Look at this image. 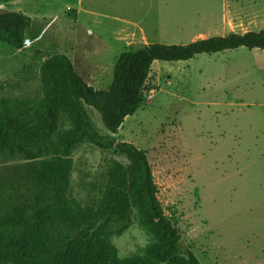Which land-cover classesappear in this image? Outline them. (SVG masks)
<instances>
[{"label": "rangeland", "instance_id": "1", "mask_svg": "<svg viewBox=\"0 0 264 264\" xmlns=\"http://www.w3.org/2000/svg\"><path fill=\"white\" fill-rule=\"evenodd\" d=\"M83 1L90 13L35 21L23 51L0 44V102L38 100L41 64L57 54L88 86L106 90L124 51L264 30V0H186L170 27L145 35L115 21L128 13V0ZM86 111L100 134L111 136L100 115ZM115 138L146 154L165 216L201 264H264V50L156 62L143 104ZM71 157L70 192L83 205L99 201L111 162L127 163L90 145ZM21 163L0 162V175ZM153 242L137 219L111 238L120 259L146 256Z\"/></svg>", "mask_w": 264, "mask_h": 264}, {"label": "trees", "instance_id": "2", "mask_svg": "<svg viewBox=\"0 0 264 264\" xmlns=\"http://www.w3.org/2000/svg\"><path fill=\"white\" fill-rule=\"evenodd\" d=\"M34 23L21 12L0 10V44L23 51ZM240 48L264 50V30L127 50L106 90L88 86L66 55L45 58L38 100L0 102V162H23L0 175V264H201L165 216L146 154L115 136L143 104L156 62H188ZM86 107L100 115L111 136L100 134ZM81 145L127 161L109 164L93 205L70 192L71 156ZM134 219L154 242L146 256L120 259L111 238L122 236Z\"/></svg>", "mask_w": 264, "mask_h": 264}, {"label": "crops", "instance_id": "3", "mask_svg": "<svg viewBox=\"0 0 264 264\" xmlns=\"http://www.w3.org/2000/svg\"><path fill=\"white\" fill-rule=\"evenodd\" d=\"M1 2L9 7H0V10L21 12L34 21L48 20V18L54 20L59 15L78 16V14L90 13L84 9L83 0H0ZM126 2L128 13L121 18L117 16L116 23L128 33L145 35L147 32L159 34L160 30L170 27L173 16L184 11L181 5L185 4L186 0H128ZM168 19L171 21H167Z\"/></svg>", "mask_w": 264, "mask_h": 264}]
</instances>
